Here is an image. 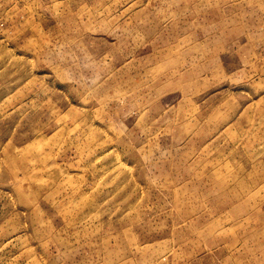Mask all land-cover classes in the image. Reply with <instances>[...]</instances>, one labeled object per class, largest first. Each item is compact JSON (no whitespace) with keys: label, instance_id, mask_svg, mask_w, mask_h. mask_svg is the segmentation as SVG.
Returning <instances> with one entry per match:
<instances>
[{"label":"rangeland","instance_id":"rangeland-1","mask_svg":"<svg viewBox=\"0 0 264 264\" xmlns=\"http://www.w3.org/2000/svg\"><path fill=\"white\" fill-rule=\"evenodd\" d=\"M0 264H264V0H0Z\"/></svg>","mask_w":264,"mask_h":264}]
</instances>
